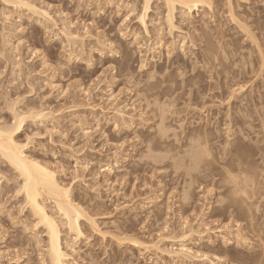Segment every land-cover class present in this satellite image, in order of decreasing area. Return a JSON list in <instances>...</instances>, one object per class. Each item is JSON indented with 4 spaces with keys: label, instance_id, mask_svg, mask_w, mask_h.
Segmentation results:
<instances>
[{
    "label": "rangeland",
    "instance_id": "1",
    "mask_svg": "<svg viewBox=\"0 0 264 264\" xmlns=\"http://www.w3.org/2000/svg\"><path fill=\"white\" fill-rule=\"evenodd\" d=\"M28 1L56 25L0 2V124L12 123V105L17 112L32 108L46 115L27 118L18 139L28 141L27 156L55 170L99 229L80 221L84 237L71 241L76 244L70 262L208 264L173 263L152 248L130 246L132 239L155 244L159 234L175 240L157 246L174 251L181 234L192 229V241L185 243L192 251L217 255L220 264H252L259 256L264 264V175L258 174L264 168V0H229L231 6L212 0L211 10L200 9L189 26L179 22L177 10L181 33L174 32L172 40L163 30L162 0L150 2L145 19L150 37L136 23L142 0ZM68 23L85 35L83 44L68 45L60 35ZM155 40L162 46L150 54L153 61L149 54L140 57L135 44ZM18 57L21 73L12 71ZM173 59L179 63L167 70L159 103L142 89L155 82L149 76L160 77L156 68ZM211 68L221 75H209ZM197 86L200 94L193 92ZM116 106L124 109L126 123L113 115ZM160 115L165 137L161 145L146 143L158 140ZM234 117L246 123L234 124ZM204 136L210 158L200 150ZM19 183L0 159V264H47L43 228H32ZM232 189H257L248 211L239 207L242 195ZM45 204L53 212L52 204ZM206 228L211 231L202 233ZM238 230L250 244L232 239Z\"/></svg>",
    "mask_w": 264,
    "mask_h": 264
},
{
    "label": "bare ground",
    "instance_id": "2",
    "mask_svg": "<svg viewBox=\"0 0 264 264\" xmlns=\"http://www.w3.org/2000/svg\"><path fill=\"white\" fill-rule=\"evenodd\" d=\"M151 1L152 0H142V4H141L142 7L139 10L140 12L138 11L139 13L136 14V17H137L136 23L138 24V26H140L141 30L144 32L143 34H145L147 37H150L151 35L149 33V28L147 27L148 24L146 23L145 19H146L148 12H149V9L151 8L150 7ZM162 1H163L162 2L163 6L165 8V12H164L165 29H163V30H165L166 36H168V38L171 37L170 38L171 40L174 37L173 36L174 32H176L177 34L181 33V30L176 25L177 22L175 20L176 14H177V13L175 14V12L177 10H179V13H178L180 16L179 22L182 25L189 26V25H192V23H193L192 20L195 18V16H199L198 14L200 13V11H202L203 9L209 11V10H211V7H212L211 6L212 0H162ZM0 2H2V4H5L6 6H8L10 8H13L14 10H18V11L19 10L20 11L26 10L27 12H29L33 15H37L40 18H42L46 23H50L54 27L56 25L53 21V18L50 16V14L46 10L41 9V8L33 5L28 0H0ZM226 2L229 6H231L229 3V0H226ZM200 9H202V10H200ZM229 9H230V7H229ZM231 14L232 13H230V16H233ZM160 24H159V27H160ZM162 24H161V26H163ZM69 26H71V23H68L67 25L62 26V28L60 29V35L63 38H65V41L69 43L68 45H70V44L77 45L78 42L82 43L85 35L80 36L76 32L71 31ZM159 27L157 26L156 30L154 29L155 32H157V33L161 32L160 31L161 27L160 28ZM158 34L156 35L157 37H158ZM202 35H204V33H202ZM158 38H161V37H158ZM158 38H156V39H158ZM162 39H158V40L160 41ZM199 39L201 40V38H199ZM158 40H155V42L156 41L157 42L152 44V45L149 43L147 45L144 44V46H143V45H140V43H136L135 45L137 46L138 55H140V57L144 58L147 54H149L150 59L153 61L154 56L152 55V57H151L150 54H153V52H155L159 47L162 46V44H159ZM16 48H18V46L14 47L13 49L15 50ZM203 52L204 53L202 55V58L206 61V63L208 64V62H212L211 58H210V54L207 52V49H204ZM98 54L100 56L103 55V53L101 51H98ZM177 59H181V58L178 57ZM141 63H144V62H141ZM178 63H177V61L174 60L171 63H169V65L167 67L161 66V67L156 68L155 71H156V73H158L160 75V77L156 78V77H154V75L149 76L148 79L150 78L152 80H155V82L152 84L146 83V85L144 86V88L142 90L146 94H150L151 96H155L156 100L159 101V103H160L159 98L164 96L163 91H165V90L161 89V85L166 82V81L164 82V80H166L167 70L169 68H172L175 64H178ZM21 65H22V63L18 57V60L16 62L12 63V71L17 72V73H21L22 72ZM124 66L127 69L129 66V63H125ZM175 69L178 70L177 67H175ZM203 69L205 71V69H206L205 65H203ZM212 71H213V73H212ZM216 71L211 68V70H209V72H210L209 75H211V74H212V76L221 75V72L218 71L219 72V74H218V72H216ZM172 72H173V70H172ZM196 73H198V76L203 74V73H200L199 71ZM122 74H124L125 82H127L128 70H125V73L122 72ZM168 74H170V73H168ZM168 74H167V76H168ZM244 74L245 73H243V76H244ZM167 79H168V77H167ZM243 79H246V77H244ZM237 86H239L238 90L240 92L242 90H244V88H245L243 85L240 86L239 84H237ZM193 92L195 94H200V92H201L200 87L197 86ZM84 93L88 95L87 91H85ZM109 98H111V97H109ZM114 100L115 99H113L111 101H114ZM116 107L117 108L114 107V109L112 110L113 115H115L116 118H118L119 120H122L124 123H126L125 117L127 115L124 113V109L121 107H118V106H116ZM35 110H37V109H35ZM35 110H32V108L31 109L26 108V111H24V112H23V110H20V112H17L18 110L16 111V109L13 108V105L11 106L12 123L8 124V125L5 123L0 124V129L5 130V132H6V134L3 137H0V159L4 160V163H6L8 165V167H10L15 172V174L17 175V177L20 180V183L18 184V191L17 192L19 194H22L23 200H24V206L28 209L29 213L31 214V216L33 218V222H31L32 228L35 230L40 228V227L43 228V231L41 233H43V236L45 237L44 253H45L46 260H42V262L46 261L47 264H72L70 262L71 261V254L74 253V246L76 243L72 242V245H70V243L72 240H79V239L84 237L83 231L81 229V222L80 221H83V222L85 221V223H87L86 225H88V227L90 226V228H92L93 230H97V224L95 223L96 220H93L94 217L91 218L89 215H87L88 213L85 212L84 209L82 207H80V205H78V203L76 204V202H74V199H72V196H71V191H70L71 188L69 189L67 186H65V184L63 185V183L58 180L57 173L55 172V170H53L46 163H42V162H40L34 158H31L30 156H27L25 154L26 147L23 149H18V147H17L18 145H21V144L27 145V143H28V141H27V143H25V142L19 141V139H18V134L21 133L23 127L25 126L24 123H26L25 121H27V118L28 119L30 118L31 120L35 118L37 120V119H41L42 117L44 118V116H46L42 112L43 110L42 111L41 110L35 111ZM159 118L160 119H159L158 125L160 128V134H159L158 140H156L154 142V139H148V140H146V143H152L153 142L152 144L156 143L159 145V143L163 140V137H165L166 124L164 123V117H163V115H160ZM239 118L240 119H236V118H235L236 120L234 119L236 121V122H234V124L235 123L238 124V122H240L242 124L246 123V121L243 119V117H239ZM116 126H118V125H116ZM13 127H17L18 130L16 132H14L9 137L7 135L6 130L9 128H13ZM26 139L28 140V138H26ZM198 141H199V139L195 140L196 143ZM160 145H161V143H160ZM199 146L201 147L200 150H202V153H204V155L207 156V158H210V157H208L210 155V151L208 149L207 136H206V138L204 136V138H203L202 142L199 144ZM18 151L20 153H22V158L19 160V162L22 165H25V166H28L29 168H31V170L33 172V177H32L31 183L29 185V191L28 192L21 191V188H22L21 174L13 166V164L10 162V160L6 159V157L12 158V159H17V152ZM227 154H228V152H227ZM33 162L38 163L44 171L41 172V171H38L37 169L33 168L32 167ZM242 170H244V168ZM243 173H244V171H242V174ZM258 174H260V176L264 175V168L258 169ZM232 178H233V176H232ZM255 190H257V189H248V190L247 189H234L235 192H233V189H232V192H233V194H235V196L237 195L236 193H239V192L242 195V196L240 195L242 199L239 200V202H240L239 207L241 206L242 209L244 208V210L248 211L249 207L252 205V201H253V198L255 196ZM29 194L32 197L31 199H29ZM238 196H239V194H238ZM46 201H49L50 204H52L51 206L53 207V209H52L53 212H50L48 210V208L45 204ZM55 215L58 216L59 221H58L57 217H55ZM249 219L250 220H248L249 221L248 222L249 223L248 228L251 231V233H253V225L250 222L252 219L251 218H249ZM185 223H187V222L186 221L183 222L184 226H185ZM61 228L64 229L65 238H63V236H64L62 233L63 229H61ZM225 228L227 229V227H225ZM167 230H168V227L165 226L164 231H167ZM98 231H99V229L96 232H98ZM210 231H211L210 228H206L202 233H204V232L207 233ZM241 231L242 230H238L236 232V234L233 233L231 235H232V239H234L236 242H242L243 243V242H246V240L239 235V233H241ZM192 234H193L192 229H189V231L186 233H182L180 236V238L182 239V240H180V245L177 249L175 248L174 251H173V248L170 249V251H169V250H164V249L162 250V248H159L157 246V243H160L161 241H164L166 239L175 240L171 237L169 238L167 236H161L159 234H158L159 237L157 239L158 242L155 244L150 243V242L146 243L145 241H140V240H135V239H132L129 241H131L130 242L131 247L137 248V249H139V251H143V252L147 251L148 249L150 250V248H152V250L154 249V250L158 251L159 254H162L163 256L165 255V257H169V259L172 260L173 263L181 262L183 259L184 260L188 259V260H197L199 262H204V263L206 262L208 264H220L221 258L219 256L213 255V256L209 257L205 253L201 254L198 251H196V252L192 251L191 248L185 244L186 242L192 241L191 240ZM221 235H220V237L222 238V240H224L223 243L227 245L226 242L228 240H226L224 235L223 236H221ZM217 238H219V237H217ZM242 238H243V240H242ZM122 239H124V238H122ZM122 239H121V242H123ZM239 239H241V241H239ZM203 240L204 239L201 236H199L198 241L200 242ZM178 241L179 240H177V242ZM63 243L65 246H63ZM202 243H205L207 246H210L212 249H214V243L211 242V240L208 239L206 241V239H205L204 242H202ZM246 243L250 244L249 242H246ZM246 243H244V244H246ZM230 244H233V242H230ZM260 248H261V252H263L264 248L262 245L260 246ZM261 263L262 262L260 260V256H259V259H258V257H256V259H254V261L252 262V264H261Z\"/></svg>",
    "mask_w": 264,
    "mask_h": 264
},
{
    "label": "snow or ice",
    "instance_id": "3",
    "mask_svg": "<svg viewBox=\"0 0 264 264\" xmlns=\"http://www.w3.org/2000/svg\"><path fill=\"white\" fill-rule=\"evenodd\" d=\"M147 7V6H146ZM18 130L17 127H13V128H9L7 129V135L10 137L14 132H16ZM6 134L5 130L0 129V137H3ZM29 139H31V137H29ZM18 149H23L25 147H27L26 144H21L17 146ZM22 158V153H20L19 151L17 152V159H12V158H7L9 159L10 162L13 164V166L17 169V171L21 174L22 177V188L21 191L24 192H28L29 191V185L31 183L32 177H33V172L31 170V168H29L28 166L22 165L19 160ZM32 167L37 169L38 171L43 172L44 170L40 167V165L36 162H33ZM87 167V165H85V168ZM234 179V178H233ZM31 195L29 194V199H31Z\"/></svg>",
    "mask_w": 264,
    "mask_h": 264
}]
</instances>
